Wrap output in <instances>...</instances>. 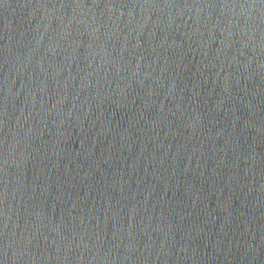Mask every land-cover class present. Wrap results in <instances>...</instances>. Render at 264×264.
Listing matches in <instances>:
<instances>
[{
    "label": "water",
    "instance_id": "1",
    "mask_svg": "<svg viewBox=\"0 0 264 264\" xmlns=\"http://www.w3.org/2000/svg\"><path fill=\"white\" fill-rule=\"evenodd\" d=\"M0 264H264V0H0Z\"/></svg>",
    "mask_w": 264,
    "mask_h": 264
}]
</instances>
